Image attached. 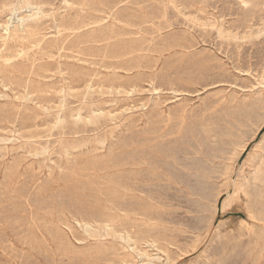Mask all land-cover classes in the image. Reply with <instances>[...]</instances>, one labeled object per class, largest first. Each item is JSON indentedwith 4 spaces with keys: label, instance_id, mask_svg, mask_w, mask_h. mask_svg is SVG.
Instances as JSON below:
<instances>
[{
    "label": "rangeland",
    "instance_id": "rangeland-1",
    "mask_svg": "<svg viewBox=\"0 0 264 264\" xmlns=\"http://www.w3.org/2000/svg\"><path fill=\"white\" fill-rule=\"evenodd\" d=\"M21 1L0 0V264H264V0Z\"/></svg>",
    "mask_w": 264,
    "mask_h": 264
},
{
    "label": "bare ground",
    "instance_id": "bare-ground-1",
    "mask_svg": "<svg viewBox=\"0 0 264 264\" xmlns=\"http://www.w3.org/2000/svg\"><path fill=\"white\" fill-rule=\"evenodd\" d=\"M66 1V0H65ZM80 1V0H79ZM171 1H173V0H170V3H172ZM153 2V1H152ZM17 3V2H16ZM66 3H68L67 1H66ZM126 3V2H125ZM21 4H27V5H29L30 4V2H29V0H22L21 1ZM79 4L80 5H82V6H84V3L83 2H79ZM117 4H121V2H118ZM20 5V4H19ZM69 5V4H68ZM116 5V4H115ZM115 5H114V7H115ZM174 4L172 3V6H173ZM17 6V5H16ZM33 5H31V7H32ZM35 6V5H34ZM70 6V5H69ZM30 7V8H31ZM36 7V6H35ZM113 7V8H114ZM29 8V7H28ZM112 8V9H113ZM18 9V8H17ZM27 9V8H26ZM44 9V8H43ZM111 9V10H112ZM165 9V8H164ZM16 10V9H15ZM20 10V9H19ZM18 10V11H19ZM35 10V9H34ZM39 10V9H38ZM38 10L35 12V14H33L32 16H34V15H36L37 13H38ZM41 10H42V8H41ZM77 10V9H76ZM111 10H110V12H111ZM176 10V9H175ZM181 10V9H180ZM17 11V12H18ZM85 11V10H84ZM87 11V10H86ZM177 11H178V9H177ZM77 12H79V11H77ZM90 12V11H89ZM149 12V11H148ZM16 13V12H15ZM42 13V12H41ZM109 13V12H108ZM88 14V13H87ZM91 14V13H90ZM132 14V13H131ZM145 14V13H144ZM185 14V13H184ZM26 15H28V14H26ZM43 15V14H42ZM146 15V14H145ZM32 16H29V18L30 17H32ZM165 16H166V14H165ZM181 16V15H180ZM183 16V15H182ZM44 17V16H43ZM133 17V16H132ZM146 17V16H145ZM24 18H27V17H23V18H18L19 20H18V22L17 23H19V27H21L22 26V24L25 22V20H24ZM33 19V18H32ZM12 20V19H11ZM79 20V19H78ZM97 20V19H96ZM113 20V19H112ZM39 21V20H38ZM146 21V20H145ZM124 22V21H123ZM93 23H95V22H93ZM117 23V22H116ZM122 23V22H121ZM128 23V22H127ZM28 24V23H27ZM78 23H75V24H72L71 26H69L68 28H65L64 30H68V31H75V30H78V29H80L81 27L80 26H78L77 25ZM123 24V23H122ZM214 24V23H213ZM25 25V24H24ZM111 25V24H110ZM110 25H109V27H110ZM151 25V24H150ZM149 25V26H150ZM5 26V25H4ZM18 26V25H17ZM96 26V25H95ZM211 26V25H210ZM18 27V28H19ZM25 27V26H24ZM56 27V26H55ZM94 27V26H93ZM93 27H91V28H93ZM104 27V26H103ZM106 27V26H105ZM122 27V26H121ZM131 27V26H130ZM129 27V28H130ZM3 28V27H2ZM22 28V27H21ZM98 28H99V26H98ZM101 28H102V26H101ZM128 28V27H127ZM135 28V27H134ZM8 26H6V28H5V31L7 32L8 31ZM26 29V28H25ZM24 29V30H25ZM97 29V28H96ZM131 29V28H130ZM156 29V28H155ZM217 29V28H216ZM2 30V29H1ZM19 30H21V29H19ZM23 30V29H22ZM28 30H30L29 28H28ZM63 30V29H62ZM94 30V29H93ZM124 30V29H123ZM157 30V29H156ZM34 31V30H33ZM83 31V30H82ZM85 31H86V29H85ZM138 31V30H137ZM218 31V30H217ZM11 32V31H10ZM24 32V31H23ZM27 32V31H26ZM36 32V31H35ZM59 30L57 31V34H59ZM93 32V31H92ZM91 32V33H92ZM221 32V31H220ZM15 33V32H14ZM18 33V32H17ZM28 33H30V32H28ZM67 33V32H66ZM71 33V32H70ZM76 33V32H75ZM218 33V32H217ZM33 34H35V33H33ZM41 34V33H40ZM194 34V33H193ZM246 34V33H245ZM263 34V33H262ZM17 35V34H16ZM224 35V34H223ZM233 35V34H232ZM31 36V35H30ZM55 36V35H54ZM74 36V35H73ZM229 36H231V35H229ZM235 36V35H234ZM233 36V37H234ZM35 37H37V36H35ZM65 37V38H64ZM111 37H114V36H111ZM110 37V38H111ZM221 37V36H220ZM225 37V36H224ZM236 37V36H235ZM239 37V36H238ZM93 38V37H92ZM227 38V37H226ZM8 39V38H7ZM66 39V36L65 35H61V33L59 34V37L56 39V41L57 42H60V44H63L64 43V40ZM100 39V38H99ZM108 39V38H107ZM229 39V38H228ZM234 39V38H233ZM242 39V38H241ZM19 40V39H18ZM18 40H16V41H18ZM31 40V39H30ZM120 40V39H119ZM118 40V41H119ZM124 40V39H123ZM244 40V39H243ZM7 41V40H6ZM24 41H25V39H24ZM27 41V40H26ZM242 41V40H241ZM9 42V41H8ZM67 42V41H66ZM74 42V41H73ZM94 42V41H93ZM28 43V42H27ZM30 43H34V45H32L31 47H33L34 46V48L36 47V46H38V41L37 40H32ZM43 43V42H42ZM42 43H41V45H42ZM89 43V42H88ZM19 44V43H18ZM21 44V43H20ZM94 44V43H93ZM123 45H124V43H123ZM133 45H134V43H133ZM13 46V45H12ZM86 46H88V45H86ZM105 46V45H104ZM214 46V45H213ZM25 47H27V46H25ZM58 47V46H57ZM89 47V46H88ZM88 47H86V48H88ZM151 47V46H150ZM40 48V47H39ZM51 48V47H50ZM4 49V48H3ZM19 49H21V48H19ZM33 49V48H32ZM169 50V48L167 49V50H162V51H160V52H158V55L159 56H161L162 55V53L163 52H165V51H168ZM2 51V50H1ZM28 51V50H27ZM139 51H141V49L140 50H135V51H133L134 52V54L137 52H139ZM23 52H24V50H23ZM42 52V51H41ZM67 52V51H66ZM65 52V53H66ZM29 53H31V52H29ZM64 53V52H63ZM15 54V53H14ZM128 54H130V52H125V51H120L118 54H113V55H111V56H103L104 57V59H106V58H108V59H110V60H112L111 62H105L104 60H103V63H105V64H107V66H109V67H111L114 71L115 70H117V69H119L120 67V65L121 64H124V63H126V61H124V60H122V58L124 57V56H126V55H128ZM1 55H3V52H2V54ZM0 55V56H1ZM6 55V54H5ZM19 55V54H18ZM29 55V54H28ZM75 55V54H74ZM77 55H79V53L77 54ZM133 55V54H132ZM21 56V55H20ZM31 56V55H30ZM57 56H58V54H57ZM67 56V55H66ZM80 56V55H79ZM53 57H54V54H53ZM29 58V57H28ZM41 58V57H40ZM8 59V58H7ZM33 59V58H32ZM31 59V61H32V64L35 62H33V60ZM50 59V58H49ZM58 59V58H57ZM61 59H63V58H61ZM92 59V58H91ZM127 59V58H126ZM5 60V59H4ZM48 60V59H47ZM101 60V59H100ZM8 61V60H7ZM10 61V60H9ZM11 61H14V60H11ZM19 61V60H18ZM49 61V60H48ZM58 61V60H57ZM78 62V61H77ZM11 63V62H10ZM20 63V62H19ZM36 63V62H35ZM57 63V62H56ZM64 63V62H63ZM59 64V63H58ZM69 64V63H68ZM77 64V63H76ZM61 65V64H60ZM73 65H75L74 63H73ZM49 66H51V65H49ZM52 67V66H51ZM67 68V67H66ZM14 69V68H13ZM48 69V68H47ZM52 69H53V67H52ZM61 69V68H60ZM45 70V69H44ZM65 70V69H64ZM11 71V70H10ZM62 71V70H61ZM77 71V70H76ZM59 72V71H58ZM113 72V71H112ZM111 72V73H112ZM13 73V72H12ZM51 73V72H50ZM55 73V72H54ZM118 73V72H117ZM78 74V73H77ZM93 74V73H92ZM61 75V74H60ZM109 76H110V74H108ZM16 76V75H15ZM22 76V75H21ZM113 76H118L115 72H113ZM152 76V75H151ZM155 76V75H154ZM19 77V76H18ZM61 77V76H60ZM67 77H68V75H67ZM85 77V76H84ZM119 77V76H118ZM16 78V77H15ZM30 78V77H29ZM23 79H25V78H23ZM34 79V78H33ZM100 79V78H99ZM117 79H119V78H115V80H117ZM26 80V79H25ZM30 80H32V78L30 79ZM41 80V79H40ZM71 80V79H70ZM22 81V80H21ZM33 81H35V79L33 80ZM67 81V80H66ZM80 81V80H79ZM24 82V81H23ZM36 82V81H35ZM70 82V81H69ZM104 82V81H103ZM29 83V82H28ZM44 83V82H43ZM67 83V82H66ZM27 84V83H26ZM34 84H36V83H34ZM47 84V83H46ZM62 84V83H61ZM111 85V87H113L114 86V83H110ZM55 85V84H54ZM71 85H72V83H71ZM78 85V84H77ZM76 85V86H77ZM83 85V84H82ZM91 85V84H90ZM97 85L100 87V85H99V81L97 82ZM122 84H118V86H121ZM35 86V85H34ZM59 86V85H58ZM62 86V85H61ZM136 86V85H135ZM3 87V86H2ZM36 87V86H35ZM57 87V86H56ZM67 87V86H66ZM70 87V86H69ZM91 87H94V86H92L91 85ZM110 87V88H111ZM155 87V86H154ZM5 88V87H4ZM11 88V87H10ZM10 88H9V90H10ZM18 88H19V86H18ZM48 88V87H47ZM78 88H79V85H78ZM87 88H90V87H87ZM23 89V88H22ZM21 89V90H22ZM27 89V88H26ZM66 89V88H65ZM86 89V88H85ZM104 89V88H103ZM115 89V88H114ZM28 90V89H27ZM43 90V89H42ZM90 90V89H89ZM94 90V89H93ZM110 90V89H109ZM134 90V89H133ZM50 91H53V90H50ZM65 91V90H64ZM85 91V90H84ZM97 91H98V89H97ZM49 92V91H48ZM57 91H55L54 93H56ZM74 92V91H73ZM92 92V91H91ZM94 92H95V90H94ZM175 92V91H174ZM41 93V92H40ZM49 93H51V92H49ZM49 93H47V94H49ZM69 93V92H68ZM71 93V92H70ZM79 94H80V92H78ZM96 93V92H95ZM130 93V92H129ZM6 94V93H5ZM29 94V93H28ZM33 94V93H32ZM43 94V93H42ZM63 93H62V91H61V95H62ZM89 94V93H88ZM104 94V93H103ZM110 94V93H109ZM114 94V93H113ZM131 94V93H130ZM36 95H38V94H36ZM57 95H59V96H61L60 94H57ZM67 95V94H66ZM65 95V96H66ZM74 95H75V92H74ZM78 95V94H77ZM86 95V97H87V94H85ZM117 95V94H116ZM126 95V94H125ZM128 95V94H127ZM72 96V95H71ZM99 96V95H98ZM109 96H111V94L109 95ZM130 96V95H129ZM7 97V96H6ZM55 97H56V95H55ZM73 98H76V97H74V96H72ZM78 98L80 97L79 95L77 96ZM85 97V98H86ZM27 98V97H26ZM25 98V99H26ZM32 98H33V96H32ZM62 98H64V97H62ZM20 99V98H19ZM24 99V98H23ZM31 99V98H30ZM29 99V100H30ZM88 99V98H87ZM17 100H18V98H17ZM26 100H28V99H26ZM25 100V101H26ZM59 100V99H58ZM66 100V99H65ZM89 100V99H88ZM32 101V100H31ZM84 101H85V99H84ZM22 102H24V100L22 101ZM29 102V101H28ZM33 102V101H32ZM43 102V101H42ZM51 102H53V101H51ZM61 102V101H60ZM63 102H65V101H63ZM20 103V102H19ZM37 103V102H36ZM41 103V102H40ZM79 103V102H78ZM81 103H82V101H81ZM95 103V102H94ZM47 104L48 103H46V106H47ZM62 104V103H61ZM60 104V105H61ZM66 104V103H65ZM87 104V103H86ZM91 104V103H90ZM27 105V104H26ZM36 105V104H35ZM38 105V104H37ZM36 105V106H37ZM83 105H85V104H83ZM53 106H54V103H53ZM63 106V105H62ZM93 106V105H92ZM39 107V106H38ZM43 107H45V106H43ZM58 107V106H57ZM93 107H95V106H93ZM15 108H16V106H15ZM18 108V107H17ZM60 108H62L61 106H59V108L58 109H60ZM19 109V108H18ZM37 109V108H36ZM68 109V108H67ZM70 109V108H69ZM78 110H77V113L75 114V115H70V120H71V118L73 119V121H74V119L75 120H77V121H80V120H82L83 119V117H84V115H85V117L88 115V114H90L91 116H90V118H93L94 117V115L96 116L97 114H96V110H94V109H92V108H88L86 105L85 106H83V107H81V108H77ZM95 109H97V108H95ZM26 110V109H25ZM46 110V109H45ZM64 110V109H63ZM29 111V110H28ZM55 111V110H54ZM67 111V110H66ZM83 111V112H82ZM186 111V110H185ZM61 112V111H60ZM107 112V111H106ZM41 113V112H40ZM43 113H44V111H43ZM58 113V112H57ZM56 113V114H57ZM102 113H103V111H102ZM31 114H33L32 112H31ZM63 114V113H62ZM109 114V113H108ZM183 114V113H182ZM37 115V114H36ZM113 115V114H112ZM115 115V114H114ZM185 115V114H184ZM64 116V115H63ZM62 115H56V123H62V121H63V117ZM12 117H14L15 119L17 118V122H19L20 124H22L23 123V126H25L26 128H30V126H28V125H26V121L25 120H23V118H21V113L20 112H16V114L15 115H13ZM67 117H69V116H67ZM101 117V116H100ZM99 117V118H100ZM109 117V116H108ZM115 117V116H114ZM107 118V117H106ZM185 118V117H184ZM68 119V118H67ZM103 119V118H102ZM109 119V118H108ZM111 119V118H110ZM109 119V120H110ZM103 120H105V119H103ZM112 120V119H111ZM110 120V122H112ZM1 121V120H0ZM4 121V120H3ZM30 121V120H29ZM88 121V120H87ZM16 122V123H17ZM81 122V121H80ZM256 122V121H255ZM4 123V122H3ZM9 123V122H8ZM34 123V122H33ZM78 123V122H77ZM77 123H74L75 125L77 124ZM89 123H91V121L89 122ZM94 123V122H93ZM96 123V122H95ZM183 123V122H182ZM5 124V123H4ZM37 124V123H36ZM114 124V123H113ZM10 126L12 125V124H9ZM73 125V124H72ZM168 125V124H167ZM14 126V125H13ZM109 126V125H108ZM32 127V126H31ZM88 127V126H87ZM167 127V126H166ZM113 128V127H112ZM205 129V128H204ZM1 130V129H0ZM3 130V129H2ZM1 130V131H2ZM22 131V130H21ZM28 132H30V131H28ZM31 133V132H30ZM29 133V134H30ZM24 134V133H23ZM28 134V133H27ZM33 134V133H32ZM112 134V133H111ZM111 134H109V137H110V135ZM160 134V133H159ZM20 136V135H19ZM22 136V135H21ZM33 136V135H32ZM112 137V136H111ZM255 137V136H254ZM29 138V137H28ZM114 138V137H113ZM250 138L251 137H244V136H240V144L238 145L241 149H244V147H245V145H247V143H248V141L250 140ZM102 140V139H101ZM110 140V139H109ZM252 140V139H251ZM105 141H106V137H105ZM2 142V141H1ZM5 142H6V140H5ZM98 142V141H97ZM101 142V141H100ZM86 143H88V142H86ZM101 143H104V142H101ZM106 143V142H105ZM83 144V143H82ZM113 144V143H112ZM104 145V144H103ZM259 145V144H258ZM25 147V146H24ZM46 147V146H45ZM238 147V148H239ZM92 148V147H91ZM239 148V149H240ZM66 149V148H65ZM99 149H101V148H99ZM262 149V148H261ZM68 150V149H67ZM92 150V149H91ZM89 151V150H88ZM239 151V150H238ZM255 151V150H254ZM43 152V151H42ZM68 151H64V153L66 154ZM244 152V151H243ZM235 153V152H234ZM237 153V152H236ZM258 154V153H257ZM260 154V153H259ZM93 156V155H92ZM230 156V155H229ZM232 156V155H231ZM236 156V155H235ZM234 156V157H235ZM239 156V155H238ZM250 156V155H249ZM253 156V155H252ZM100 157V156H99ZM101 158V157H100ZM133 158V157H132ZM252 159V158H251ZM229 160H230V158H229ZM133 161V162H132ZM141 161V160H140ZM233 162H234V160H232ZM263 161V160H262ZM135 161H134V159L133 160H131V163H129V162H127V161H120V162H118V163H115V165L118 167V166H120V167H124V166H127V165H134V164H137V163H134ZM231 162V161H230ZM228 163H229V161H228ZM260 163V162H259ZM258 163V164H259ZM140 164H142V165H144L145 164V161L143 160V161H141L140 162ZM263 165V164H262ZM228 166H231V165H228ZM227 166V167H228ZM109 167H111V166H109ZM142 169V168H141ZM158 168L157 167H153L152 168V170H157ZM255 169V168H254ZM137 170V169H136ZM147 170H149V169H147ZM262 170V169H261ZM111 172V171H110ZM113 172V171H112ZM108 173V172H107ZM258 173V172H257ZM95 174V173H94ZM93 175V174H92ZM96 177V176H95ZM94 178V177H93ZM250 178V177H249ZM262 178V177H261ZM95 179V178H94ZM247 179V178H246ZM264 180V179H263ZM248 181V180H247ZM255 183V182H254ZM249 184V183H248ZM257 186V185H256ZM253 187H255V186H253ZM241 188V187H240ZM118 189V188H117ZM260 189H262V188H260ZM259 189V190H260ZM255 192H256V190H255ZM259 193V192H258ZM134 196V195H133ZM230 196V195H229ZM251 196V195H250ZM260 196V195H259ZM262 196V195H261ZM264 197V196H263ZM233 198V197H232ZM251 199V198H250ZM260 199H261V197H260ZM262 201V200H261ZM257 203V202H256ZM28 204V203H27ZM239 205V204H238ZM237 205V206H238ZM248 205H250V204H248ZM213 206V205H212ZM222 208H221V210L220 211H223V210H226L230 205H229V203L228 202H224L222 205ZM253 206V205H252ZM30 207V206H29ZM217 207V206H216ZM215 207V208H216ZM248 207V206H247ZM251 207V206H250ZM230 208V207H229ZM228 208V209H229ZM246 208V207H245ZM252 208V207H251ZM254 208V207H253ZM259 211H260V213L262 214V213H264V204H263V206L261 207V204H260V207H259ZM246 210V215H247V219H250V220H254L255 218L252 216L255 212L254 211H256V209L254 210H249V208L248 209H245ZM223 213V212H222ZM258 213V212H257ZM125 214V213H124ZM125 216V215H124ZM254 216H255V214H254ZM132 220V219H131ZM135 220V219H134ZM137 220V219H136ZM143 220V219H142ZM79 221V220H78ZM260 221H261V219H260ZM259 221V222H260ZM262 221H264V220H262ZM92 223V222H91ZM115 223V222H114ZM150 223V222H149ZM210 223V222H209ZM78 224V223H77ZM81 224V223H80ZM79 224V225H80ZM153 224V223H152ZM78 225V226H79ZM106 225V224H105ZM248 222L246 221V220H243V221H241L236 227H237V230H247L248 229ZM82 226V225H81ZM85 225H83V227H84ZM100 226V225H99ZM108 226V225H107ZM209 226V225H208ZM86 228L87 227H90V225H86L85 226ZM232 227V226H231ZM253 227V226H252ZM256 227V226H255ZM37 228V227H36ZM92 228V227H91ZM233 228V227H232ZM258 228V227H257ZM97 229V228H96ZM106 229V228H105ZM113 229V228H112ZM36 230V229H35ZM93 230V229H92ZM41 231V230H40ZM86 232H87V230H85ZM84 231V232H85ZM91 231V230H90ZM262 231V230H261ZM106 233H107V231H105ZM109 232V231H108ZM110 232H111V230H110ZM213 232V231H212ZM250 232H252V231H250ZM64 233V232H63ZM88 233V232H87ZM37 234V233H36ZM91 234V233H90ZM90 234H88V235H90ZM92 234H94V233H92ZM111 234V233H110ZM98 235V234H97ZM107 235V234H106ZM121 235V234H120ZM128 235V234H127ZM146 235V234H145ZM42 236H44V235H42ZM100 236V235H99ZM116 236V235H115ZM115 236H113V237H115ZM119 236V235H118ZM130 236V235H129ZM234 237L236 236V235H233ZM241 236V235H240ZM104 237V236H103ZM108 237H111V236H108ZM238 237H239V235H238ZM237 238V237H236ZM244 238V237H243ZM35 239V238H34ZM39 239V238H38ZM104 239V238H103ZM123 239V238H122ZM128 239V238H127ZM144 239V238H143ZM148 239V238H147ZM155 239V238H154ZM239 239V238H238ZM242 239V238H241ZM45 240H47V239H45ZM101 240V239H100ZM119 240V239H118ZM150 240H151V238H150ZM235 240V239H234ZM125 241H126V239H125ZM133 241V240H132ZM229 241V240H228ZM135 242V241H134ZM141 242V241H140ZM234 242V241H233ZM236 242V241H235ZM242 242V241H241ZM128 243H129V241H128ZM132 243V242H131ZM131 243L129 244V245H131ZM136 243V242H135ZM45 244H47V243H45ZM125 244V243H124ZM134 244V243H133ZM151 244V243H150ZM155 243H153V245H154ZM236 244V243H235ZM239 244H240V242H239ZM126 245V244H125ZM146 245V244H145ZM161 245V244H160ZM132 246V245H131ZM147 246V245H146ZM152 246V245H151ZM230 246V245H229ZM128 247V246H127ZM235 247V246H234ZM238 247V246H237ZM132 249H133V247H131ZM149 248V247H148ZM102 249V248H101ZM128 249V248H127ZM155 249V248H154ZM157 249V248H156ZM155 249V250H156ZM227 249V248H226ZM231 249V248H230ZM145 250H147V249H145ZM128 251V250H127ZM163 251V250H162ZM222 251V250H221ZM236 251H237V249H236ZM133 252V251H132ZM151 252V251H150ZM223 252V251H222ZM221 252V253H222ZM102 253H103V249H102ZM126 253V252H125ZM142 253V252H141ZM152 253V252H151ZM163 254H164V252H163ZM138 255V254H137ZM136 255V256H137ZM155 255V254H154ZM142 256H143V254H142ZM232 256V255H231ZM3 256H1L0 258H2ZM138 257V256H137ZM146 257V256H145ZM148 257V256H147ZM151 257V256H150ZM149 257V258H150ZM141 258V257H140ZM154 258V257H153ZM153 258H152V260H153ZM168 258V257H167ZM123 259V258H122ZM146 259H148V258H146ZM156 260H158V259H156ZM136 261V260H135ZM144 261V260H143ZM166 261H168V260H166ZM169 262V261H168ZM122 263H124V262H122ZM139 263V262H138ZM137 263V264H138ZM143 263V262H142ZM141 263V264H142ZM126 264V263H125ZM146 264H152V262H148V263H146Z\"/></svg>",
    "mask_w": 264,
    "mask_h": 264
}]
</instances>
